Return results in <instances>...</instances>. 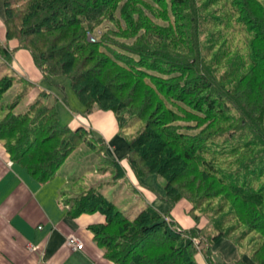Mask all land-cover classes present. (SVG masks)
<instances>
[{
	"label": "trees",
	"instance_id": "trees-1",
	"mask_svg": "<svg viewBox=\"0 0 264 264\" xmlns=\"http://www.w3.org/2000/svg\"><path fill=\"white\" fill-rule=\"evenodd\" d=\"M119 4L124 27L115 16ZM2 6L5 38L15 39L17 45L11 51L0 46V57L8 59L18 49L28 50L44 78L69 79L85 114L94 109L112 111L119 134L130 125L122 114L135 103L140 102L146 112L162 94L180 109L164 108L160 102L163 113L152 119H146V113L133 115L138 121L145 120V126L131 137L121 135L126 139V157L136 177L156 174L164 178L160 196L172 206L180 200L188 201V213L195 224L177 229V223L167 219L168 212L162 213L152 204H146L131 218L99 188L84 189L66 200L70 215H104L103 223L88 228L94 242L104 249L106 259L116 264H200L195 254L203 241L202 253L210 264L211 246L216 240L232 238L239 248L241 240L256 233L250 237L245 255L254 264H264L262 0H234L232 10L237 17L231 23V13L226 15L219 8V0H3ZM169 6L175 18L169 28L143 11L148 8L156 18L168 19ZM200 17L206 26L208 18L216 22V30L206 35L210 41L205 48H214L206 61L218 71L223 68L219 78L230 82L229 86L219 84L205 64L194 63L186 55L193 51L184 42L187 20L194 22ZM102 24H106L104 30L98 28ZM225 27L246 34L245 54L223 37ZM123 32L134 35V40L117 41ZM89 34L94 41L89 40ZM218 41L221 44L215 49L212 45ZM224 57L226 65L221 64ZM175 71L185 79H160V74ZM135 78L140 85L137 91ZM145 78L155 81L153 87ZM17 82L24 85L21 93L11 103L0 104V141L12 162L44 183L54 177L79 144L85 143L93 149L98 146L104 158L117 167L115 178L123 176L119 162L106 155L102 140L94 139L83 126L72 128L60 122L55 104L45 102L49 91L40 90L23 111H13L30 83L16 75L0 77V99ZM180 119L207 122V133L183 131L178 127ZM219 197L222 201L214 211L207 210L212 233L204 238L200 235L202 228L196 226L200 221L196 211L214 204ZM193 236H199L198 245L192 242ZM239 263L244 264L242 259L235 262Z\"/></svg>",
	"mask_w": 264,
	"mask_h": 264
},
{
	"label": "crops",
	"instance_id": "crops-1",
	"mask_svg": "<svg viewBox=\"0 0 264 264\" xmlns=\"http://www.w3.org/2000/svg\"><path fill=\"white\" fill-rule=\"evenodd\" d=\"M2 1L0 0V45L14 48L16 40L5 38ZM11 56L13 66L15 65H10L11 68L19 72L21 67L27 75V81L36 83L42 77L25 50L18 49ZM69 125L72 128L83 126L88 130L95 127L100 131L105 137L100 140L106 145V155L119 161L126 168L125 175L135 184V176L130 174L132 171L127 165L125 143L121 139H114L118 126L112 111L94 109ZM123 177L116 178L115 181H120ZM55 178L56 173L51 180L38 182L23 166L9 159L0 141V264H116L104 257V249L94 242L88 228L91 224L103 223L104 215L93 212L72 217L66 200L73 195H70L68 189L62 191L65 182L60 183ZM149 201L148 204H152L160 212H168V218L184 229L195 224L193 219L188 221L182 217L183 211L190 206L186 200H180L172 206L157 195ZM69 235L76 236L83 243L82 249L66 244L65 240ZM211 251L210 264H235L239 259L244 264H254L245 255V251H241L227 238L216 240ZM202 256L208 264L203 253ZM197 261L203 260L199 257Z\"/></svg>",
	"mask_w": 264,
	"mask_h": 264
},
{
	"label": "rangeland",
	"instance_id": "rangeland-1",
	"mask_svg": "<svg viewBox=\"0 0 264 264\" xmlns=\"http://www.w3.org/2000/svg\"><path fill=\"white\" fill-rule=\"evenodd\" d=\"M262 1L264 2V0ZM233 2L234 0H219V4H220L219 8H221V10L224 13L226 12L225 13L226 15L231 13L230 17L228 18L230 23L232 21H235L237 17L236 12L235 14H233L234 13L232 10ZM120 11H121V6L119 4L117 9L115 10V16L117 17V20H119V22L121 23L122 27H124V22L122 20V17L120 16ZM143 11H145L146 15L150 19H153L155 22H158L159 25L167 26V28H169L168 26H170L172 23L175 22V18L172 14V11H170V6H169L170 12L169 13L167 12L168 19L167 18L166 19L156 18L154 16L155 12H153L151 9H148V8L143 9ZM214 13H216L215 10H214ZM203 19L204 18L200 17L197 21L195 20L194 22L187 20L188 33H187V39L184 42L187 46H189L190 48H193V51H191L190 54L186 53V55L189 57V59L194 60V63L197 60L196 61L197 63L203 64V65L205 64L208 67L207 69L209 70V72L215 77L216 81H218L219 84L224 83L225 87L226 85L229 86L230 82H228L227 80H221L219 78V75L220 73H222L223 68L220 71H218L217 69H214L212 64H209L206 61L207 55L211 57L213 55L212 51L214 50V48H210L209 50H207L208 47L205 48V45L210 41L209 38H207L208 36L206 35L210 33L211 31L216 30L213 27V24L216 22H214L213 19L208 18L207 22H210V23L207 24L208 26H206L205 24H202ZM105 25L106 24L104 25L102 24L98 28L104 30ZM226 29L228 28L225 27V29L223 30L224 33L221 31L223 33V37H226L227 39L226 41L228 42L233 41V43L236 44V46L242 49V53L245 54L246 53L245 51L246 34L242 30H239V29H235L234 32H230L229 30H226ZM96 34L97 32H94V35ZM90 36H93V35L89 34L88 37L90 38ZM123 36H125V38ZM123 36L117 37L116 40L119 42H123V43H130L135 38L134 35L131 36L125 32H123ZM221 40L222 38L220 39V41ZM220 41L212 45V47H215L216 49V47L219 44H221ZM0 46L2 47V45ZM8 49L9 51H11L13 48H8ZM23 50H25L30 55L28 50L26 49H23ZM225 59L227 60L226 57H224L223 59L221 58V64L223 65L227 64ZM6 60L9 61V64L4 66V62H6ZM11 60H12V56H9L8 59L7 57L6 58L0 57V77L4 75H16L23 80L25 79L27 80L28 79L27 75L25 74V71L21 67H20L21 71L19 72H16L15 70L11 68V66L15 67V65L13 66L14 63ZM36 69L39 71L37 67ZM39 73L42 76V73L40 71ZM160 75L163 77V78H160L162 80H165L166 79L165 77L167 78L176 77L178 81H182L185 79V75L178 73L177 71L173 73L171 72L168 75H165V74H160ZM177 80H174V81H177ZM144 81L149 83L150 87H153V83L155 82L152 79H148V78H145ZM28 83H30V85H29L27 94H25L22 97L21 101L15 106L13 111L15 112L23 111L28 104H30L36 99V97L39 94V91L44 89L50 92V95L45 98V102L48 104H55L57 112H58V117L61 123L70 124L72 123L73 120L77 118L81 119V116L86 115L85 107L75 95L73 89L70 86L69 79L67 77L50 76L49 79H46L42 76L40 79H38L36 83H32L31 81H28ZM23 86L24 85L21 82L13 83L11 87L7 89V91L3 94L2 98L0 99V104L1 103L3 104L11 103L17 97V95L21 93V91L23 90ZM139 87H140L139 82H137V78H135V91H137ZM160 102H163L164 108L166 105H168V106H171L176 111H180L179 108L175 107L173 104H171L168 101V96L165 97L162 94L158 95L157 100H154L153 106L147 109L146 112H144L143 105L140 104V102L135 103L133 106H131L130 108L124 111L125 114L124 115L122 114V117L124 118L125 121L129 120L130 125L124 130L123 133L119 134L118 133L119 129H118L115 133L114 139H121V141L122 140L124 141L125 143L124 151L125 152L127 149L125 137L128 138V137L135 135L138 131H140L145 126V123H146V122L144 123L145 120L138 121V118L133 117V115H137V113H139L138 115L146 113V119L147 118L152 119L154 116L163 113L162 111H165L164 109H161L162 105ZM157 103H159L158 106H156ZM133 112H136V114H133ZM2 114H3V111L1 110L0 118ZM177 123L180 129L188 133L205 132L206 130L204 129L205 127L208 126L207 122L199 121V123H197L195 122L194 119L192 120H186V119L181 120L180 119V120H177ZM72 126H75V125L73 124ZM89 131L91 135L94 137V139H97V138L105 139V137H103L100 131H98L95 127H92L91 129H89ZM121 134L124 135L125 137L122 136ZM109 156L110 155H108V157ZM104 157L105 156L102 155L101 149L98 146L97 148L93 149V148H90L88 144H85V143L79 144L68 155V157L64 160V162L61 164V166L56 171L55 179L57 181H60V183L65 182L63 184L64 187L62 191L68 189V191H70L69 192L70 195L71 196L73 195L74 197L79 192L83 191L84 189L86 190L91 187H97L101 190V192L107 198H109L116 204L119 210H121L124 214L130 216L131 218L134 217L137 214V212L140 211L146 204H148L151 198H154V196L156 197L157 195L158 196L163 195L164 184H165L164 178L156 174H151L145 178H137L133 172H130L131 175L135 176V184H133L131 182V179L127 175H125L126 168H124L119 163V165L122 167L123 175L125 176L124 177L121 176L123 177L122 180L115 181L116 178L113 176V174L117 171V167L111 164ZM126 160H127V157H126ZM127 165H128V169L132 171L130 169L128 160H127ZM160 197L162 198V196ZM220 199L221 198L219 197L218 199L215 200L216 202L214 204H211L209 207L205 205L196 211L200 215V221L198 222L196 226L202 228L200 229L201 230L200 235L204 238L205 236L206 237L210 236V234L212 233V229H211L212 224L210 222L211 219L207 215V210H210L213 212L214 206H216L220 202ZM189 207L190 206H188L186 210L183 211L182 213V217H185V220H188V221L192 220V216L188 213ZM166 217L167 219H170L168 218V216ZM177 226L179 227L177 229H180V228L184 229L179 224H177ZM253 235H256V233H252L240 241L239 249L241 251H244L245 248H247V244L250 240V237H252ZM227 239H229L231 242L234 241L232 238L231 239L227 238ZM192 242L195 245H198L200 243L199 236L197 237L193 236ZM222 243L223 242H220V244ZM197 247H198V252L195 254L196 261H197V258L200 257L202 258L203 261L199 263L206 264L203 259L202 253H201L205 249V244L203 243V241ZM128 264H133V263L129 262Z\"/></svg>",
	"mask_w": 264,
	"mask_h": 264
},
{
	"label": "built area",
	"instance_id": "built-area-1",
	"mask_svg": "<svg viewBox=\"0 0 264 264\" xmlns=\"http://www.w3.org/2000/svg\"><path fill=\"white\" fill-rule=\"evenodd\" d=\"M89 40L94 41V38L92 36H90ZM65 242L67 245H69L75 249H82V247H83V243L81 241H79L78 238L74 235L67 236ZM32 248L35 249V247H32Z\"/></svg>",
	"mask_w": 264,
	"mask_h": 264
}]
</instances>
